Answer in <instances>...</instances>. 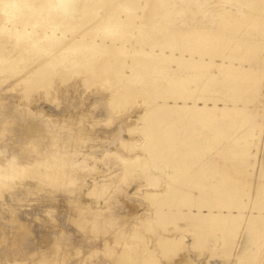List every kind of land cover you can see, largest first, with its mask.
Returning a JSON list of instances; mask_svg holds the SVG:
<instances>
[{
    "label": "rangeland",
    "instance_id": "obj_1",
    "mask_svg": "<svg viewBox=\"0 0 264 264\" xmlns=\"http://www.w3.org/2000/svg\"><path fill=\"white\" fill-rule=\"evenodd\" d=\"M17 18L23 19L18 30L25 25L31 34L12 28ZM3 24L9 28L0 29L5 66L0 71V158L8 155L4 145L13 137L11 126L21 122V111L33 120V112L41 111L47 122L58 121L57 132L72 143L84 142L87 131L94 134L81 154L75 153L79 161L87 158L76 167L74 156L66 155L70 150L62 154L70 141L50 136L60 148L57 163L66 162L63 183L25 177L14 191L0 190L7 194L0 196V229L6 227L0 230V264L112 262L120 248L114 242L115 222L129 223L131 208L140 214L131 224L139 235L134 240L151 247L157 264L180 258L190 264H264V217L259 215L260 209L264 215V0H0ZM190 28L191 35L184 36ZM64 32L68 44H56ZM112 40L116 48L106 51ZM141 47L145 51L134 55ZM231 60L237 67L233 75L226 68ZM148 102L159 106L149 108ZM145 110L159 114L141 118ZM148 126L174 130L172 146L184 154L185 169L177 172L175 157L172 167L159 158L122 160L141 152L123 138L139 145ZM84 151L92 155L84 157ZM97 166L112 173L104 180L109 184L94 181L87 194H78L83 168ZM173 172L184 180L175 176L168 182L167 173ZM202 175L212 178L203 189L198 180L186 179ZM179 184L190 186L189 196L181 198ZM169 187L173 191L166 197L142 194ZM212 197L235 201V207L221 212L228 213L221 222L227 227L210 219L200 228L204 223L175 213L177 207L212 202ZM81 205L85 212L77 208ZM168 235L180 239L160 245Z\"/></svg>",
    "mask_w": 264,
    "mask_h": 264
},
{
    "label": "bare ground",
    "instance_id": "obj_2",
    "mask_svg": "<svg viewBox=\"0 0 264 264\" xmlns=\"http://www.w3.org/2000/svg\"><path fill=\"white\" fill-rule=\"evenodd\" d=\"M228 17V16H227ZM230 18H231V15H230ZM23 21V19L22 18H17V19H14L12 22V24H13V26H12V28H14L15 30H16V32H21V31H23V32H29V31H27L26 30V28H25V25H22V29L21 30H18L19 28L16 26L17 25V23H21ZM19 26V25H18ZM2 27H4V28H9L8 26H7V24H3L2 26H0V29L2 28ZM188 27V26H187ZM21 28V27H20ZM13 30V29H12ZM192 30V28H190V31H187V32H185V35L184 36H186V35H191V33L193 32V30ZM8 31H10V30H8ZM67 32V31H66ZM66 32H64L63 33V35H62V37L61 38H56V40H55V43L56 44H62V45H65V44H68V41H69V38L68 37H66ZM30 33V32H29ZM31 34V33H30ZM35 35H39V34H35ZM39 36H44L45 38L47 37V38H53L54 36H47V34H45V33H42L41 35H39ZM106 47L107 48H105L106 49V51H108V50H112L113 51V49H115L116 48V44L114 43V41L112 40L111 41V43H108V45H106ZM143 51H145V49L143 48V47H141V49H140V51L139 50H136L135 49V52H134V55H136V54H138V52H143ZM112 53V52H111ZM115 53V52H114ZM113 54V53H112ZM116 54V53H115ZM129 56H131L130 55V53H127ZM222 65V64H221ZM221 65H219V66H221ZM4 65H3V63L1 62V53H0V71L2 72V71H4L3 69H4ZM226 68H228V69H230V73L229 74H231V75H233V73H234V70H236L237 69V67H235V65H233V63H232V60H231V62H230V66H228V67H226ZM252 69V68H251ZM229 72V71H228ZM45 74H47V72H44ZM226 73H227V71H226ZM179 80V79H178ZM180 82V81H179ZM145 100V99H144ZM165 100V99H164ZM163 100V101H164ZM148 101H150V100H148ZM166 101V100H165ZM144 102H147V101H144ZM154 102H156V101H154ZM148 103H150V102H148ZM164 103V102H163ZM178 103V102H177ZM184 104H186V103H184ZM206 105L207 104H205V106L203 107V108H206ZM157 106H159V104H152V103H150V105H149V108H157ZM178 106H182V105H178ZM194 106V105H193ZM217 106V105H216ZM195 107H196V103H195ZM19 108V107H18ZM198 108H202V107H198ZM216 109V108H215ZM27 110H29V109H27ZM152 110V109H151ZM154 110V109H153ZM30 111V110H29ZM27 112V111H26ZM166 112V111H165ZM198 112H199V110H198ZM20 113V112H19ZM149 113V114H148ZM163 112H160V114H162ZM208 113V112H207ZM40 114H43L42 116H43V118L42 119H40V118H38L37 116H39ZM147 114L149 115V119H150V117L153 119V117L155 116V115H157V114H159V113H157V114H155V112L153 113V112H150V110L148 111V110H145V112H143V114H141V118L142 117H145V116H147ZM155 114V115H154ZM33 115H35V117H36V120H33L32 118H29V116H28V113H27V115L26 114H24L22 111H21V114H20V117H21V122H18V123H16L14 126H11V127H13V128H10V130L12 129V132H13V137L10 139V140H8V141H6L5 142V145H4V147L6 148V150L8 151V155L7 156H5L6 158H4L3 159V157L2 158H0V190L1 189H8V188H10V189H12L13 191H14V185H16L18 182H19V184H20V182H21V180L24 178L25 179V177H35V178H37L39 181H41V182H43V181H50V183L51 184H53L54 185V183L55 182H57V185L58 184H60V181L62 182V178H63V174L64 173H66V172H63L65 169H64V167H63V164H65V163H63L62 164V160H64V159H62L61 161H60V163H57V161L56 160H58V157H59V154H60V152H58V151H60V148H58L57 146L58 145H56V144H52L51 143V139H50V136L52 137V134H58V136H56V138H58V137H61V139L64 141L63 143L65 144V142H69L70 140L69 139H67V137H66V135L67 134H62V133H64L61 129V131H62V135L60 134L59 135V133L57 132V131H59V129L56 127V125L57 124H59V122L58 121H50V122H47V120H46V118H48V117H45V113H42L41 111H38V112H33ZM158 116V115H157ZM16 117V116H15ZM35 117H33V118H35ZM17 118V117H16ZM139 118V117H138ZM155 118H158V117H155ZM18 119V118H17ZM146 119V118H145ZM208 119V118H207ZM20 120V119H19ZM151 120V119H150ZM7 121V120H6ZM13 121V120H12ZM5 122V121H4ZM150 122H152V121H150ZM154 122V121H153ZM3 123V122H2ZM7 123V122H6ZM15 123V122H14ZM57 123V124H56ZM165 123H167V122H165ZM154 124V123H153ZM53 125H55V127L53 128ZM62 127V126H61ZM60 127V128H61ZM147 128V127H146ZM2 129V128H1ZM173 128H170V130H172ZM8 130V129H7ZM145 131V134H146V136H145V140L144 141H142L139 145H137V144H135V145H137V148L135 147V145H132V143H130L129 141H132V140H129V141H127V140H125L124 138H123V142L127 145L128 144V146H129V144H131L130 145V147L132 148H135V149H137V150H139V151H141V152H138V153H136V156H128V157H126L125 156V158H123L122 160H124V161H132V160H138V159H144V160H146V158H147V160H148V158H159V159H162L164 162H165V165L166 166H170V167H172V164L175 162V165H173V167H175L176 168V170H177V172L179 171V168H182V169H185L188 165L187 164H185V160H184V154H180L179 152H177L174 148H173V146H172V142H173V140H174V136H172V133H173V131H160V130H158L157 128L155 129L154 128V126H148V128L147 129H145L144 130ZM6 133H7V131H5ZM60 132V131H59ZM157 133H159V135H155V134H157ZM92 134H94L91 130L88 132H85L84 134H82V136H83V140H84V142L82 141H80L81 140V138H79L78 137V135L79 134H76L77 135V139L79 138L80 140V142L78 141V142H76V141H74L73 143L70 141L69 142V145L68 144H66L65 145V149L66 150H62V154L63 153H65V152H67L68 150H70V152H67L66 153V155H68V153H70V154H72L74 157L76 156V152L77 151H80V154H81V152L85 149V147H86V142L88 141V139H93V138H91L92 137ZM174 134V133H173ZM9 135V134H8ZM155 135V136H154ZM176 135V134H175ZM55 136V135H54ZM68 136V135H67ZM98 137H100V136H98ZM70 138V137H69ZM175 138H176V136H175ZM75 139V135L74 136H72V141ZM177 139H178V137H177ZM69 140V141H68ZM86 140V141H85ZM179 140V139H178ZM59 141V140H58ZM177 141V140H176ZM175 141V142H176ZM89 142V141H88ZM174 142V143H175ZM178 142V141H177ZM176 144V143H175ZM178 144V143H177ZM176 144V145H177ZM56 145V146H55ZM68 147V148H67ZM10 148V149H9ZM93 148V147H92ZM129 148V147H128ZM133 148H132V150H133ZM176 148V147H175ZM179 148V147H178ZM68 149V150H67ZM91 149V148H90ZM131 150V151H132ZM188 150H189V148H188ZM65 151V152H64ZM89 151V150H88ZM105 151H107V150H105ZM35 152V154H33V153ZM129 152H130V150H129ZM188 152V151H187ZM79 153V152H78ZM112 153H114V152H112ZM92 154H90V153H87V152H85L84 151V153H83V156L85 157V156H87V157H89V156H91ZM147 155H149L148 157H147ZM186 155H188V154H186ZM62 156V155H61ZM1 157V156H0ZM68 157H70V155L69 156H67V158ZM73 157V158H74ZM173 157H175L176 159L174 160V158ZM184 157V158H183ZM60 158V157H59ZM67 158H66V160H67ZM72 158V157H71ZM73 158H72V163H74V165L76 164H78V163H80L82 166L84 165V162L80 159V161L78 160V158H76L75 157V159L73 160ZM172 158H173V160H174V162H173V160H172ZM86 160H87V158H85ZM84 159V161H86ZM89 160V159H88ZM68 162H69V160H68ZM40 163H42V165H43V167L41 168H39V166H38V164H40ZM80 164H78V165H80ZM66 165V164H65ZM68 165V164H67ZM76 165H75V167H76ZM80 165V166H81ZM35 166H38V168H36V169H32V168H35ZM71 166H72V164H71ZM63 167V168H62ZM74 166H73V168H75ZM94 167V166H93ZM93 167H88L87 169H85V168H83V171H82V180L81 181H83L82 183H80L81 184V186H80V188H79V186H78V188L80 189V190H78L79 192H78V194H81L82 195V193L83 194H87L88 192H89V190H90V188H91V184L95 181V182H97V183H104L105 181L104 180H109L110 179V177H111V175H112V173L110 172L109 174L108 173H106V174H104V172H105V170H103V169H101L100 167H95V168H93ZM62 169H64V170H62ZM70 169V168H69ZM77 169V168H76ZM79 169V168H78ZM78 169L77 170H74V171H78ZM81 169V168H80ZM109 169V168H108ZM111 169V168H110ZM72 170V169H71ZM93 171H95L96 173H99V172H101V174L100 175H98V176H94V175H92V173H94ZM174 171V170H173ZM63 173V174H61V173ZM70 172V171H69ZM72 172V171H71ZM71 172L69 173L70 175H71ZM68 173V172H67ZM75 173V172H74ZM73 173V174H74ZM78 173H81L80 171L78 172ZM76 174V173H75ZM168 174V178L166 179L167 181L168 180H173V177L175 178V176H177V174H179V173H177L176 174V172H175V174H174V172H173V174L171 175L170 173H167ZM77 175V174H76ZM81 175V174H80ZM79 175V176H80ZM66 176H68V174L66 175ZM87 176L89 177L90 176V178H91V180H88L87 182H86V180H85V178H87ZM184 176V175H183ZM183 176H177V178H179V179H183L184 180V177ZM73 177H75L74 175H73ZM78 177V176H77ZM34 178V179H35ZM76 178V177H75ZM75 178H73V180H71L70 178V180H71V182H72V185H74L75 184V182H77V180H74ZM23 179V180H24ZM67 180V177L66 178H63V180ZM80 179H81V176H80ZM186 179H187V181H191V180H198L200 183H199V188H202L203 189V187H205V185L203 186V182L204 181H207V180H211L212 181V178H210V177H206L205 175H202V176H196L195 178H187L186 177ZM30 180V179H29ZM33 180V179H32ZM43 180V181H42ZM78 180H79V178H78ZM104 182H103V181ZM39 181H38V183H39ZM58 181H59V183H58ZM73 181H74V184H73ZM110 181V180H109ZM155 181V180H154ZM174 181V180H173ZM176 181V180H175ZM214 181V180H213ZM48 182H46V183H48ZM54 182V183H53ZM68 184H71V182L68 180ZM168 182H171V181H168ZM168 182H166V184L168 183ZM23 182H21V184H22ZM26 183H28V182H26ZM25 183V184H26ZM44 183V182H43ZM63 183V182H62ZM61 183V184H62ZM18 184V185H19ZM45 184V183H44ZM56 184V183H55ZM79 184V182H77V184L75 185V186H77ZM105 184H109V182L107 183V182H105L102 186H104ZM169 184V183H168ZM17 185V186H18ZM169 185H171V184H169ZM169 185H167V186H169ZM208 186H209V188H211V187H214L212 184H207ZM24 185H22V187H23ZM31 186V185H30ZM63 186H66V185H64L63 184ZM68 186V185H67ZM71 186V185H70ZM108 186V185H107ZM172 186V185H171ZM177 186V188L178 189H180V195H181V193L183 194V197H182V195H181V198H185L186 196H189L190 195V190H188V188L190 187V186H187V185H176ZM175 186V187H176ZM215 186H218V185H215ZM20 188H21V186H19ZM69 187V186H68ZM174 187V186H173ZM172 187V188H173ZM176 188V189H177ZM19 189V188H18ZM17 189V190H18ZM102 189V188H101ZM169 189H170V187L168 188V189H161V190H153V192H152V190L150 191H145V192H143L142 194H143V196L145 197H148L149 196V198H155V196H160L161 194H165V197L167 196V194H168V192H169ZM176 189H175V191H176ZM202 189H201V191H202ZM16 190V189H15ZM22 190V189H21ZM140 190H142V189H140ZM9 191V190H8ZM11 191V190H10ZM20 191V190H19ZM72 191V190H71ZM70 191V192H71ZM73 191H74V189H73ZM105 191V190H104ZM172 189H170V193H172ZM75 192V191H74ZM167 193V194H166ZM174 193V192H173ZM177 193V192H176ZM203 193H205V191H203L202 192V194ZM11 194V193H10ZM7 195V194H6ZM6 195H4L1 191H0V196L1 197H6ZM12 195H14V194H12ZM171 195V194H170ZM220 195V194H219ZM21 196V195H20ZM177 196H179V195H177ZM13 197V196H12ZM15 197H17V196H15ZM26 197V196H25ZM78 197H80V195L78 196ZM172 197V196H171ZM174 197V196H173ZM180 197V196H179ZM178 197V198H179ZM217 197H219V196H217ZM213 198L212 197V202H210V201H207L206 200V202H203V204L202 203H200V202H197V201H193L192 203H190V204H187V206L186 205H184V206H186L187 208L186 209H184L183 207L184 206H180V207H177L176 209V212L175 213H180L179 215H184V216H186V217H189V219H191L192 220V223L193 224H196V225H198V224H201V223H204V225H202L200 228H204V227H206V223H207V220L209 221L210 219H212V220H210V221H212L213 223H215V225L216 226H218V224H222L221 222L222 221H224V220H226V217H227V214L228 213H226V212H224V213H221V212H223L222 210L224 209V208H227V209H229V210H231V208L234 206V204H236L235 203V201H231L230 203H226L225 201H220L218 198ZM175 198V197H174ZM177 198V199H178ZM181 198L180 199H178V200H181ZM13 200H14V198H13ZM173 199H171V201H172ZM177 200V201H178ZM169 201V200H168ZM167 201V202H168ZM79 202V201H78ZM83 202V201H82ZM141 202V201H140ZM166 202V203H167ZM237 202V201H236ZM238 202H239V200H238ZM165 203V204H166ZM169 204H170V206H173V203L171 202H168ZM177 203H179V202H177ZM240 203L242 204V202H239V205H240ZM174 204H176V202L174 203ZM139 206H141V209L143 210H141L142 212V214L144 215V214H146L145 213V206H144V202H141V203H139L138 204ZM137 205V206H138ZM177 205V204H176ZM179 205V204H178ZM3 206V205H2ZM87 206H89V205H87ZM97 206V205H96ZM99 206V205H98ZM97 206V207H98ZM101 206H102V204H101ZM138 206V207H139ZM196 207V208H193V207ZM237 206V205H236ZM240 206H242V205H240ZM10 207H12V206H10ZM84 207H86V206H83V205H81V206H79V207H77L78 209L80 208V211H84ZM89 207H91V206H89ZM205 207H207V208H209V209H205ZM235 207V206H234ZM244 206H242V208H243ZM7 208H8V206H7ZM88 208V207H87ZM99 208V207H98ZM171 208V207H170ZM215 208H217V211H218V213L215 211ZM237 208H239V207H237ZM241 208V207H240ZM257 208V207H256ZM3 209H4V207H3ZM99 209H101V208H99ZM133 209H134V213H133ZM219 209V210H218ZM8 210V209H7ZM12 210V212L14 213L15 211L13 210V209H11ZM95 210H96V208H95ZM170 210V209H169ZM228 210V211H229ZM239 210V209H238ZM93 211V210H92ZM206 211V212H205ZM240 211H241V209H240ZM260 212H259V215L260 216H263L264 217V215H263V211H262V209H260L259 210ZM2 212H4V211H2ZM85 212V211H84ZM137 212V210H136V208H131V211H130V213L127 215V217H129V219H130V221H129V223H119L118 221L117 222H115L116 224H118V228H117V235H116V240H114V242L116 241L117 242V244L120 246V248L117 250L116 248V253L117 254H114V258L112 259L113 261L112 262H108V263H105L104 261H97L96 262V264H157V261H156V259H155V256H153L152 255V249H151V247H147V246H145L144 245V243L142 242V240L140 241H135L134 239H135V237H137V236H139L138 234H135V232H133L134 230H133V228H132V225L131 224H133V226H134V219H136V216L137 217H139V215L140 214H138V213H136ZM161 212V211H160ZM169 212V211H168ZM171 212H174L173 211V209L170 211V213ZM220 212V213H219ZM163 213V212H162ZM231 213H232V211H231ZM4 214H5V212H4ZM3 214V215H4ZM156 214H160L159 212H156ZM238 214V213H237ZM240 214H242V213H240ZM12 215V214H11ZM160 215H162V214H160ZM233 215L234 214H232V217H233ZM239 215V214H238ZM259 215H258V217H259ZM135 216V217H134ZM240 217H241V215H239ZM0 217H2V213H1V216ZM4 217V216H3ZM145 217H147V216H145ZM231 216H230V219L232 218ZM237 217V216H236ZM236 217H234L235 219H236ZM254 217V216H253ZM256 217H257V215H256ZM263 217H261V218H263ZM133 218V219H132ZM227 218H229V216L227 217ZM117 219H120V216H119V218H117ZM229 219V220H230ZM2 220V219H1ZM16 220H19V219H16ZM89 220V219H88ZM90 220H93V221H95V223H97L98 221H97V216L95 217V216H93ZM114 220V219H113ZM131 220H133V222L131 223ZM228 220V221H229ZM236 221V220H235ZM16 222H18L17 224H15V225H17V227L16 228H18V226L20 227V221H16ZM2 223V222H1ZM213 223H212V225H213ZM128 224V225H127ZM2 225V224H1ZM126 225H127V227H126ZM130 225V226H129ZM210 225H211V223H210ZM223 225H224V223L222 224V227H223ZM215 226V227H216ZM224 226H226V225H224ZM3 227H5L4 225H3ZM3 227H1V229L3 228ZM219 227H221V226H219ZM227 227V226H226ZM6 228V227H5ZM5 228H3V230L5 229ZM14 228V227H13ZM218 228V227H217ZM0 229V230H1ZM2 231V230H1ZM0 231V232H1ZM5 231H7V230H5ZM114 233H115V231H114ZM112 235V234H111ZM114 235V234H113ZM112 235V236H113ZM184 237V236H183ZM225 237V236H224ZM179 237H178V235H168V236H165L164 238H162V239H159L158 240V243L160 244V245H163V244H166V245H170V243H176L177 241H179ZM223 240V239H222ZM85 241V240H84ZM107 241H109V240H107ZM107 243V242H106ZM107 244H109V243H107ZM114 244V243H113ZM116 244V245H117ZM115 245V244H114ZM111 247V246H110ZM109 248V247H108ZM114 251V250H113ZM187 254V253H186ZM179 260V259H178ZM38 261V260H37ZM36 264H37V262H35ZM34 264V263H33ZM174 264H190L189 262H187V261H184V260H181V258H180V261H178V262H175Z\"/></svg>",
    "mask_w": 264,
    "mask_h": 264
}]
</instances>
